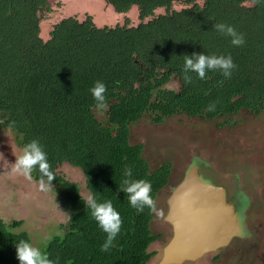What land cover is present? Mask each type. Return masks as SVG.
Listing matches in <instances>:
<instances>
[{"label": "trees", "instance_id": "16d2710c", "mask_svg": "<svg viewBox=\"0 0 264 264\" xmlns=\"http://www.w3.org/2000/svg\"><path fill=\"white\" fill-rule=\"evenodd\" d=\"M239 1L111 0L117 12L134 6L148 20L123 29L69 26L42 42L27 13L19 7L9 16L0 0V131L8 130L18 147L36 139L47 154L54 172L50 183L69 210L66 230L39 247L54 264H146L153 257L149 246L160 238L150 229L155 208L137 212L129 206L122 172L127 166L131 179L149 181L154 201L168 185L171 163L149 165L142 144L130 141L133 124L144 116L157 125L182 114L212 120L264 110V41L250 16L231 12ZM217 22L232 25L244 43L231 45L212 27ZM201 52L230 55L231 75L206 70V78L188 73L185 82L183 55ZM97 80L105 84L104 120L95 117L89 92ZM172 80L178 90L165 87ZM62 163L81 170L86 190L111 200L119 212L120 231L107 251L100 249L105 233L83 205L79 188L57 172ZM32 177L40 179L35 168ZM239 196L243 205L247 198ZM22 224L0 218V264H18L13 244L31 243Z\"/></svg>", "mask_w": 264, "mask_h": 264}, {"label": "rangeland", "instance_id": "374dc122", "mask_svg": "<svg viewBox=\"0 0 264 264\" xmlns=\"http://www.w3.org/2000/svg\"><path fill=\"white\" fill-rule=\"evenodd\" d=\"M85 7L95 14L100 12L95 6ZM130 17L134 18L133 13ZM165 87L178 90L179 84L172 80ZM94 115L104 120L105 109H95ZM130 141L142 144L143 157L151 167L171 163L168 185L154 200L150 223L151 231L161 237L149 246L154 255L146 264L157 263L169 239L166 200L191 162L200 175L209 179L208 183L225 190L226 201L234 208H239L238 193L248 199L243 225L249 233L191 264H264V110L258 115L241 112L212 120L182 114L157 125L150 122V116H144L131 126ZM0 153L9 164L18 155V146L8 130L0 131ZM8 163L0 158V218L6 223L22 221L21 230L39 248L66 230L68 219L64 213L69 215V210L53 184V191H40L35 180L12 173ZM57 172L75 183L83 198L87 190L81 170L62 163Z\"/></svg>", "mask_w": 264, "mask_h": 264}, {"label": "clouds", "instance_id": "9594fccd", "mask_svg": "<svg viewBox=\"0 0 264 264\" xmlns=\"http://www.w3.org/2000/svg\"><path fill=\"white\" fill-rule=\"evenodd\" d=\"M261 2H264V0H261ZM212 27L217 34L229 37L231 45L238 47L244 43L243 34L237 32L232 25L217 22ZM183 57L182 72L185 82L191 79L188 73H195L197 78L204 79L206 78V70H219L227 78L235 68L230 55H205L201 52L183 55ZM89 92L93 98L95 108L97 110L105 109V84L103 81H94ZM212 107L213 105H209L208 110H211ZM0 158L8 163L3 153H0ZM9 165L12 173L29 181L33 180V169H37L40 173V179L36 182L38 190L43 192L53 191L50 182L54 179V172L50 170L47 154L36 139H31L20 145L18 155L14 157V161ZM121 185L122 191L127 194L129 206L137 212L142 211L145 207L155 208L153 198L150 195L152 191L151 183L144 179H131V168L127 166L122 172ZM82 203L90 210V215L95 220L97 227L105 233V239L100 245V249L101 251H107L113 246L114 238L120 231L119 212L113 207L111 200H99L97 192L90 187L87 193L83 195ZM64 214L69 220V215ZM238 231L241 235H249L244 231L242 217H239ZM13 246L18 264H54V261L48 258L47 253L42 252L38 247L24 239L19 240Z\"/></svg>", "mask_w": 264, "mask_h": 264}, {"label": "water", "instance_id": "95a60500", "mask_svg": "<svg viewBox=\"0 0 264 264\" xmlns=\"http://www.w3.org/2000/svg\"><path fill=\"white\" fill-rule=\"evenodd\" d=\"M165 221L172 235L157 264H184L214 252L240 236L239 219L225 190L205 182L190 164L167 199Z\"/></svg>", "mask_w": 264, "mask_h": 264}, {"label": "flooded vegetation", "instance_id": "af4514ba", "mask_svg": "<svg viewBox=\"0 0 264 264\" xmlns=\"http://www.w3.org/2000/svg\"><path fill=\"white\" fill-rule=\"evenodd\" d=\"M4 1L6 3L7 6L6 8L8 9L9 16L19 7L21 8V10H24L25 13H27V16H29L32 20L33 27H35L36 29L37 37L42 42L52 41L54 39V36L57 34V32H59L60 29L69 28V26L70 27L72 26L73 28L84 26L89 30L92 29L109 30L115 28L123 29V28L137 27L141 22H146L148 20V18L145 17L141 18L138 9L134 6L130 7L124 12H117L112 6L111 0H4ZM89 5L95 6L97 8L96 11L97 10L100 11L99 14H95L93 11L85 7ZM261 7L262 5L260 3V0H241L239 2H236V6L235 5L233 6V10L231 12L238 13L244 16H250L251 20L249 21V23L253 27H256L258 29L260 28L258 35L259 38L262 39V41H264V11H260ZM240 8L245 9L247 12H239L238 9ZM131 13H133L134 18L130 17ZM241 112H247L248 114H250L246 110H243ZM193 163L194 162H191V164ZM244 201L245 202L243 205L241 204L242 202L240 201L241 209L234 208V212L236 213L238 219L239 217L243 218V213L248 203L247 199H245ZM166 224L170 229V236H169L170 239L172 235V229L169 223L166 222ZM191 263L192 262H188L184 264H191Z\"/></svg>", "mask_w": 264, "mask_h": 264}]
</instances>
